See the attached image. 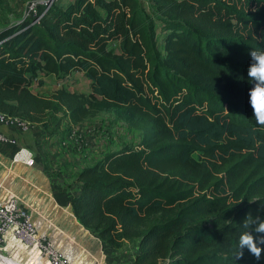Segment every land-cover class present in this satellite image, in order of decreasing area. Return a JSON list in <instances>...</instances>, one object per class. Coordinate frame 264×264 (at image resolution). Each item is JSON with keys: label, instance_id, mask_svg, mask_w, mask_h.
<instances>
[{"label": "trees", "instance_id": "1", "mask_svg": "<svg viewBox=\"0 0 264 264\" xmlns=\"http://www.w3.org/2000/svg\"><path fill=\"white\" fill-rule=\"evenodd\" d=\"M149 2L153 15L139 0L38 4L36 20L0 28V113L52 135L114 109L141 130L136 147L80 168L69 197L107 245L135 240L136 264H264V250L234 257L247 215L264 219V126L247 78L251 49L264 51V0ZM72 70L89 92L30 87Z\"/></svg>", "mask_w": 264, "mask_h": 264}, {"label": "rangeland", "instance_id": "2", "mask_svg": "<svg viewBox=\"0 0 264 264\" xmlns=\"http://www.w3.org/2000/svg\"><path fill=\"white\" fill-rule=\"evenodd\" d=\"M68 1L70 0H0V28L25 17H31L35 20L36 13L29 9L31 2H35L38 5L51 2L66 4ZM139 2L146 13L153 15L151 12L152 4L149 0H139ZM153 22L157 47L163 52L162 39L167 30L164 28L162 22L154 16ZM111 46L115 50H118L116 42H112ZM37 77L42 82L38 83L36 80H32L30 85L31 89L37 93L49 94L58 87L85 93L90 91V80L81 70H72L68 73L57 75L39 72ZM140 137L141 130L120 117L114 109L100 110L77 123L66 121L61 130L60 137L56 140L53 139L54 142L60 143L58 145L59 150L52 155L47 153L44 161L41 163V167H39V170L45 176L41 181L44 183V187L41 188L40 183L32 181L34 184L28 187L27 194L23 193L24 188L21 186L18 191L23 194L20 193L18 196H15L27 201V205L31 209L30 213L40 223L38 229L47 232L50 237L52 233L59 240L72 236L89 253H95L96 251L93 250L101 249L104 252V264H136L135 256L138 252V245L135 240L125 241L119 247L109 246L105 242L100 241L94 230L81 225L72 210H63V213L66 215L62 221L57 217L50 216V214L56 215V211H50V213L45 211L46 214L43 218L39 214V210L42 207L35 197H48L46 196V191L59 204H66L67 200L65 198H67V195L71 196L79 190L80 183L75 177L80 168L93 163L107 151L125 146L136 147ZM60 155L62 156L58 158ZM193 155L195 157L198 156L197 152H193ZM41 211L44 212V210ZM65 226L69 229L66 232L68 236L63 235L61 237L60 233L57 235V231L67 228ZM101 245H103L102 248L99 247ZM58 247L64 252L72 250L71 248H66L65 250L59 245ZM24 249L25 247H22V250ZM1 252L6 254L5 249L1 250ZM75 257L81 260L76 253ZM14 259L22 264H35V262L39 264L38 260L42 261V258H39L37 254L32 255L30 258L22 254L21 258L15 256ZM81 261L93 263L89 260ZM100 264H103V262ZM150 264L160 263L154 262Z\"/></svg>", "mask_w": 264, "mask_h": 264}, {"label": "crops", "instance_id": "3", "mask_svg": "<svg viewBox=\"0 0 264 264\" xmlns=\"http://www.w3.org/2000/svg\"><path fill=\"white\" fill-rule=\"evenodd\" d=\"M0 132L7 138V140L5 141H0V201L6 199L9 196H18L21 193L20 191H18L19 187L21 186L22 188H24L23 193L27 194L28 187L33 186L34 184V182L32 181H37L38 183H40V187L43 188L44 183L41 181L45 176L39 170V167H41V163L44 161V158L46 157L47 153L52 155L53 153H57V150H59L58 145L60 143L54 142L53 139L56 140L57 138H59L61 132L50 135L44 130L42 125L39 123L20 122L15 117L8 116L5 117V119L3 120L0 119ZM19 145H24L30 148L36 155L37 160L33 165H25L22 163L14 162L12 160V155ZM61 156L62 155H60L58 158H60ZM45 193L46 196H48L46 197L47 199L43 197H35L37 198L38 202L42 207L39 210V214L44 218L46 214L45 211H48V213H50V211H56V215L50 214V216H53L55 218L57 217L61 221L64 220L66 214L63 213V210H72L69 203L70 195H67V198H65V200H67L66 204L62 205L59 204L53 196H50L49 193H47L46 191ZM22 197L24 198V196ZM18 199L20 200L21 204L29 212H31L29 205H27V201L22 198ZM41 210H44V212ZM36 221L38 222V220ZM39 224L40 223L38 222V226ZM67 230H69L68 227L65 229L63 228L60 231H57L56 234L58 235V233H60L61 237H63V235H67ZM51 237L53 241H55V244L57 246L59 245L65 250L66 248H71L72 250L69 251H71V253L73 254L76 253L81 260H89L93 263L103 262L104 264V252L101 249H95L93 250L96 251L95 253H89L72 236L59 240L52 233ZM99 247L102 248L103 245ZM15 256L21 258L22 254H12L13 258H15ZM5 258L7 259V262H0V264H22L21 262H18L15 259H11L10 257Z\"/></svg>", "mask_w": 264, "mask_h": 264}, {"label": "built area", "instance_id": "4", "mask_svg": "<svg viewBox=\"0 0 264 264\" xmlns=\"http://www.w3.org/2000/svg\"><path fill=\"white\" fill-rule=\"evenodd\" d=\"M49 4L45 3L44 5L47 7ZM36 6L35 2H31L29 9L36 13ZM37 18L36 16L35 20ZM7 116L0 113L1 120ZM5 140L7 138L0 132V141ZM12 160L25 165H33L37 159L30 148L19 145L12 155ZM34 220L33 215L21 204L16 196H9L0 201V256L10 257L8 243L13 240L21 245H35L39 254L46 259L48 264H86L83 261L70 259L60 249H57L48 233L38 229ZM4 249L6 254L1 252ZM95 263L97 262L90 264Z\"/></svg>", "mask_w": 264, "mask_h": 264}, {"label": "clouds", "instance_id": "5", "mask_svg": "<svg viewBox=\"0 0 264 264\" xmlns=\"http://www.w3.org/2000/svg\"><path fill=\"white\" fill-rule=\"evenodd\" d=\"M250 58L251 62L248 68L247 78L249 82L255 83L249 92V102L257 124L264 126V51L251 49ZM243 226L247 231L241 234L234 257L236 260L243 258L246 248L259 261L262 250H264L262 248L264 246V219L257 216L253 220L251 219V213H249L244 220Z\"/></svg>", "mask_w": 264, "mask_h": 264}, {"label": "bare ground", "instance_id": "6", "mask_svg": "<svg viewBox=\"0 0 264 264\" xmlns=\"http://www.w3.org/2000/svg\"><path fill=\"white\" fill-rule=\"evenodd\" d=\"M33 218L35 219V217L33 216ZM35 221V223L37 224V226H38V222L36 221V219L34 220ZM49 235V234H48ZM51 239H52V237H51ZM52 241H53V239H52ZM53 244H54V246H56V248L57 249H60L56 244H55V242L53 241ZM22 247H25V249L24 250H22ZM8 249L10 250V258H12V259H14L13 257H12V254L14 255V254H23V256L24 255H26V257L27 258H30L32 255H34V254H37V256H39V258H42V261H39L38 260V262H39V264H48L47 262H46V259L43 257V256H41L40 254H39V252H38V250H37V248H36V246L35 245H27V244H25V245H21L20 243H17L16 241H13V240H10L9 241V243H8ZM61 250V249H60ZM66 256H68L70 259H72V260H79V259H77L76 257H75V254H73V253H71V252H67V251H62ZM79 261H81V260H79ZM0 262H2V263H5V262H7V259L5 258V257H3V256H0ZM84 262V261H83ZM15 264V263H14ZM35 264H38L37 262H35ZM86 264H90L89 262H86Z\"/></svg>", "mask_w": 264, "mask_h": 264}, {"label": "water", "instance_id": "7", "mask_svg": "<svg viewBox=\"0 0 264 264\" xmlns=\"http://www.w3.org/2000/svg\"><path fill=\"white\" fill-rule=\"evenodd\" d=\"M81 224V223H80ZM82 225V224H81Z\"/></svg>", "mask_w": 264, "mask_h": 264}]
</instances>
